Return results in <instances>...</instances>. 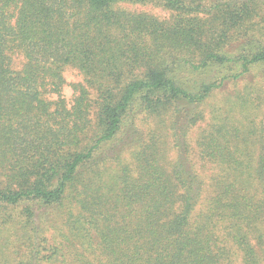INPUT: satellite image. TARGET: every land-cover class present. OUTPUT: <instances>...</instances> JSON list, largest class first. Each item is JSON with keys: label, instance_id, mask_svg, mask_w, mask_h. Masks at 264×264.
I'll return each instance as SVG.
<instances>
[{"label": "trees", "instance_id": "16d2710c", "mask_svg": "<svg viewBox=\"0 0 264 264\" xmlns=\"http://www.w3.org/2000/svg\"><path fill=\"white\" fill-rule=\"evenodd\" d=\"M233 256L264 264V0H0V264Z\"/></svg>", "mask_w": 264, "mask_h": 264}, {"label": "rangeland", "instance_id": "374dc122", "mask_svg": "<svg viewBox=\"0 0 264 264\" xmlns=\"http://www.w3.org/2000/svg\"><path fill=\"white\" fill-rule=\"evenodd\" d=\"M136 11L139 12H143V13H147L156 17H159L161 19H169L171 17V13L167 10L162 9L161 7H157V6H137V7H133ZM16 59V63L18 64V69L22 67L23 65V57L22 55L18 54L15 56ZM65 77L68 81V83H76V82H83L84 81V77L80 74V72L76 69L73 68H67L65 71ZM64 97L67 99L68 102H72L73 98H74V90L72 89L71 86L67 85L64 88L63 91ZM200 133V130L197 128H195L191 135V141L194 143L196 138L198 137ZM165 152L167 153V165H170L172 163V161L175 159V150L172 147V145L169 143L168 140V145L167 143L165 144ZM198 169L200 170V166H197ZM229 264H239L238 263V257L237 256H233V259L231 261H229Z\"/></svg>", "mask_w": 264, "mask_h": 264}]
</instances>
